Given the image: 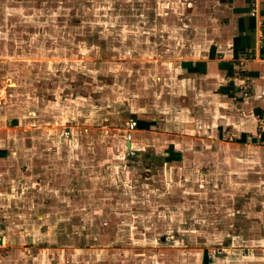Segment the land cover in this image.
Returning a JSON list of instances; mask_svg holds the SVG:
<instances>
[{"label": "rangeland", "instance_id": "rangeland-1", "mask_svg": "<svg viewBox=\"0 0 264 264\" xmlns=\"http://www.w3.org/2000/svg\"><path fill=\"white\" fill-rule=\"evenodd\" d=\"M198 3L30 0L18 20H1L5 109L24 108L8 89L34 91L31 128L44 130L57 176H70L61 186L76 185L49 195L18 163L12 191L0 192V229L29 242L30 264H264V157L245 158V146L223 133L216 146L186 145L178 163L124 158L137 153L125 143L134 110L150 112L176 62L198 57L207 34L194 25Z\"/></svg>", "mask_w": 264, "mask_h": 264}, {"label": "crops", "instance_id": "crops-1", "mask_svg": "<svg viewBox=\"0 0 264 264\" xmlns=\"http://www.w3.org/2000/svg\"><path fill=\"white\" fill-rule=\"evenodd\" d=\"M27 1L30 0H0V22L4 16L8 22L18 20L17 11L22 14L21 3ZM192 12L197 17L195 27L201 32L202 27L207 30V34L199 36L195 46L198 57H185L176 62L167 75L166 86L160 95L156 93L158 97H150L148 105L135 102L139 107L148 106L150 112L142 115L134 110L133 119L141 123V127L133 131L136 139L125 140L128 152L137 151L136 155L124 156L131 161L130 165L140 159L157 160L163 165L181 162L186 145L191 142L196 145L200 141L202 147L211 142L216 146L220 141L214 139L223 133L233 136V142H237L234 144L245 146V158L250 152L264 157V0H199ZM193 61L197 63L193 65ZM156 82L154 78L149 83ZM241 85L247 88V96L243 95ZM24 89H8L20 105L24 102V108L7 110L4 103L0 105V183L5 185L0 186V192L9 194L12 191L15 173L19 177L18 163L37 173L38 180L45 182L40 188L52 190L49 195L54 191L61 194V189L63 192L76 189L75 182L72 186H61L66 181L71 183L70 176H57V171H63L58 169L61 165L56 161V154H50L41 140L39 130L43 129L39 125L31 128L29 111L33 106L28 101L29 95L34 97V91L30 90L28 95V90ZM4 93L0 92L3 101ZM21 121L25 128L21 127ZM154 130L159 131L154 142L141 141L146 133L151 137ZM149 147L154 152L149 151ZM165 149L166 157L162 154ZM143 150L147 152L142 154ZM91 157L86 154L83 164L86 165ZM46 160L52 163L48 165ZM204 160V157H196L198 162ZM150 162L147 165L151 166ZM30 173L25 177H33L32 173L28 175ZM48 180L53 184H47ZM0 233L6 237V246L0 248V264H30L35 253L29 256V242L14 240L5 230L0 229Z\"/></svg>", "mask_w": 264, "mask_h": 264}, {"label": "built area", "instance_id": "built-area-1", "mask_svg": "<svg viewBox=\"0 0 264 264\" xmlns=\"http://www.w3.org/2000/svg\"><path fill=\"white\" fill-rule=\"evenodd\" d=\"M253 14L255 15V12H253ZM236 87L238 88L239 85L236 86ZM240 89H241L243 95H245V96L248 95V90H247V88L245 86L241 85L240 86ZM2 103H3V95L0 94V105ZM138 123L139 122L136 119H132L130 122L127 123V129L126 130H127V133H128L127 134V140L128 141H131L132 140V138H133L132 132L139 127V124ZM70 133L71 132L66 131L65 132V136H69ZM131 153H134L135 154V151H131ZM5 246H6V237H5V235H3V234L0 233V248H4Z\"/></svg>", "mask_w": 264, "mask_h": 264}, {"label": "trees", "instance_id": "trees-1", "mask_svg": "<svg viewBox=\"0 0 264 264\" xmlns=\"http://www.w3.org/2000/svg\"><path fill=\"white\" fill-rule=\"evenodd\" d=\"M139 124V127H141V123H138ZM170 156V155H169Z\"/></svg>", "mask_w": 264, "mask_h": 264}]
</instances>
